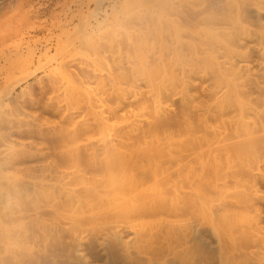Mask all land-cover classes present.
Masks as SVG:
<instances>
[{
  "label": "rangeland",
  "instance_id": "rangeland-1",
  "mask_svg": "<svg viewBox=\"0 0 264 264\" xmlns=\"http://www.w3.org/2000/svg\"><path fill=\"white\" fill-rule=\"evenodd\" d=\"M0 264H264V0H0Z\"/></svg>",
  "mask_w": 264,
  "mask_h": 264
}]
</instances>
